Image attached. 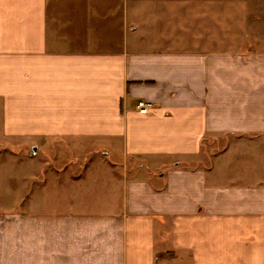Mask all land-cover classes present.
<instances>
[{
  "label": "crops",
  "instance_id": "0c3cea01",
  "mask_svg": "<svg viewBox=\"0 0 264 264\" xmlns=\"http://www.w3.org/2000/svg\"><path fill=\"white\" fill-rule=\"evenodd\" d=\"M252 2L0 0V141L68 146L80 184L0 221V264H264Z\"/></svg>",
  "mask_w": 264,
  "mask_h": 264
},
{
  "label": "rangeland",
  "instance_id": "374dc122",
  "mask_svg": "<svg viewBox=\"0 0 264 264\" xmlns=\"http://www.w3.org/2000/svg\"><path fill=\"white\" fill-rule=\"evenodd\" d=\"M263 1L253 0L252 2V8H254L252 9V11L254 10L253 14L258 19L264 18ZM257 37H255V40L258 39L259 41L257 40L256 43L250 41L252 42L251 44L258 48L263 47V41L260 37ZM215 145H218V143H215ZM27 147L30 146H22L20 143L15 142L10 144L6 143V141H0V221L4 222V219H6L21 222L22 220L19 218L27 214L24 210L30 211L29 209H34L39 206L46 208L55 205L61 206L62 200L68 201L69 194L73 190L80 188V184L78 183L75 186H69L64 191V186L68 181L64 180L59 172L66 168V162L73 156L74 151L71 148L59 143L58 147L54 148L53 146L51 148V155L46 150L45 152L42 150L33 156L32 150L27 149ZM75 153H77L76 149ZM91 157L92 155L88 157L89 164L87 168H91L93 163L98 159H95V156L94 158ZM47 162L49 164H46ZM96 166L97 170L92 171V176L96 177L100 168L103 170V174L110 176L109 170L105 172L104 166ZM56 172L59 173L58 176ZM98 175L100 177L97 184L100 186L105 178L102 173ZM90 185L94 186L93 182H90ZM6 236L8 235L4 233V229L0 228V237ZM4 247L0 246V249ZM18 253L25 256L19 246ZM10 258L8 260L10 264H20L16 260L15 255H12Z\"/></svg>",
  "mask_w": 264,
  "mask_h": 264
},
{
  "label": "built area",
  "instance_id": "2783aa9c",
  "mask_svg": "<svg viewBox=\"0 0 264 264\" xmlns=\"http://www.w3.org/2000/svg\"><path fill=\"white\" fill-rule=\"evenodd\" d=\"M150 109V104L148 102L141 101L137 106V110L141 113H146Z\"/></svg>",
  "mask_w": 264,
  "mask_h": 264
},
{
  "label": "water",
  "instance_id": "95a60500",
  "mask_svg": "<svg viewBox=\"0 0 264 264\" xmlns=\"http://www.w3.org/2000/svg\"><path fill=\"white\" fill-rule=\"evenodd\" d=\"M34 151H35V152L37 151V148H36V147H34V150H33V152H34Z\"/></svg>",
  "mask_w": 264,
  "mask_h": 264
}]
</instances>
